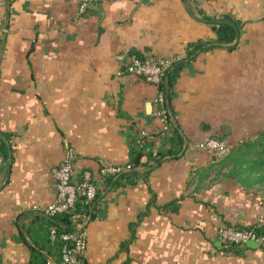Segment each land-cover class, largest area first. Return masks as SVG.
Instances as JSON below:
<instances>
[{"label": "crops", "instance_id": "0c3cea01", "mask_svg": "<svg viewBox=\"0 0 264 264\" xmlns=\"http://www.w3.org/2000/svg\"><path fill=\"white\" fill-rule=\"evenodd\" d=\"M77 9L78 0H0V129L11 134L13 156L8 168L0 155V264H29L32 246L43 243L32 206L54 200L51 170L65 149L74 151L77 178L102 162L126 163L132 128H161L156 87L115 72L131 51L184 57L189 42L214 39L198 9L244 21L238 45L184 66L169 101L180 154L134 185L102 190L75 264H264V247L230 255L217 239L220 223L264 225V186L216 175L222 156L201 147L264 131V0H93ZM174 200L176 211L160 208Z\"/></svg>", "mask_w": 264, "mask_h": 264}, {"label": "trees", "instance_id": "16d2710c", "mask_svg": "<svg viewBox=\"0 0 264 264\" xmlns=\"http://www.w3.org/2000/svg\"><path fill=\"white\" fill-rule=\"evenodd\" d=\"M202 16V20L212 25L216 37L211 40H197L189 42L185 47V56L176 62L171 68L167 80L164 83L166 103L168 105L170 117L168 118V129L152 131V134L160 139L159 147L153 152L152 148L156 143L153 140H147L139 135V130L132 128V133L129 135V159L126 163L132 164L129 171L122 172L114 177L106 179V183L110 187H119L125 185H134L138 179H145L149 171L162 162L166 158L177 157L184 143L182 133L173 119V111L169 101L172 96V89L175 81L181 73L184 66L190 63L197 54L216 47H226L233 50L237 47L241 35L244 21L236 18L232 14L225 13L220 16H209L198 9ZM144 57L146 54L131 51ZM11 134L0 129V155L6 167L10 168L13 156L12 147L9 139ZM230 146L229 151L222 155L220 159L214 158L216 169L226 170V178L233 179L234 182L242 185L245 188L253 187L254 185L264 186V131L259 132L254 137L247 138ZM149 147V151L145 149ZM147 156V160L151 163H142L141 157ZM154 204V195L150 196L145 208L138 213L137 221L130 223V234L127 239L121 242L120 249L127 250L129 244L135 239V228L140 223L142 218L148 213L149 207ZM178 200H174L160 208H170L176 211ZM34 222L39 223L37 230L43 243L37 246H32V253L29 264H47L49 258L54 261H59L61 256L62 245L67 243L60 238L51 240L50 227L56 226L57 232H65L73 229L70 221V214H57L54 218L47 217L43 214H38L34 218ZM230 225V224H227ZM241 228L252 229L258 235H264V225L239 226ZM43 246V247H41ZM246 245L240 246L236 244H223L221 249L224 253L230 255L242 254L248 249ZM46 252H43V250ZM78 259H82L81 257Z\"/></svg>", "mask_w": 264, "mask_h": 264}, {"label": "built area", "instance_id": "2783aa9c", "mask_svg": "<svg viewBox=\"0 0 264 264\" xmlns=\"http://www.w3.org/2000/svg\"><path fill=\"white\" fill-rule=\"evenodd\" d=\"M93 0H78V14L86 12ZM182 57L145 55L128 53L125 63L119 67L115 75L117 77L136 76L154 85L157 89L155 97L154 117L160 121L159 130L168 129V118L170 117L164 83L173 65ZM139 135L147 140L156 142L158 138L145 129L139 130ZM156 144V143H155ZM152 148L156 151V146ZM208 152L216 155L227 151V143L219 138H209L201 143ZM149 151V147L145 149ZM74 151L70 148L65 149L60 162L51 170L54 180L55 197L46 206H32L33 210L38 211L47 217L54 218L57 214H70L72 230L57 232L56 226L50 227V238L56 237L64 240L59 261L49 258L47 264H75L78 258L85 254L88 244L87 227L92 219L96 200L102 190L109 186L106 179L114 177L122 172L129 171L132 164H114L102 162L95 171L84 169L75 177L74 172ZM216 220V218H213ZM217 239L223 244L246 245L247 241L257 242L259 247H264V235H258L252 229L241 228L235 225L220 223L217 226Z\"/></svg>", "mask_w": 264, "mask_h": 264}, {"label": "water", "instance_id": "95a60500", "mask_svg": "<svg viewBox=\"0 0 264 264\" xmlns=\"http://www.w3.org/2000/svg\"><path fill=\"white\" fill-rule=\"evenodd\" d=\"M95 1H98V0H95ZM222 155L219 154L218 157L220 158ZM220 243V242H219ZM220 245V244H219ZM246 246L249 247V248H258L259 247V244L257 242H252V241H247L246 242Z\"/></svg>", "mask_w": 264, "mask_h": 264}, {"label": "rangeland", "instance_id": "374dc122", "mask_svg": "<svg viewBox=\"0 0 264 264\" xmlns=\"http://www.w3.org/2000/svg\"><path fill=\"white\" fill-rule=\"evenodd\" d=\"M227 151L224 152L222 155L226 154L229 151L230 146L227 145ZM227 173L226 170H222V169H217L216 175H222L223 177H225V174ZM226 178V177H225ZM226 179H230V178H226Z\"/></svg>", "mask_w": 264, "mask_h": 264}]
</instances>
